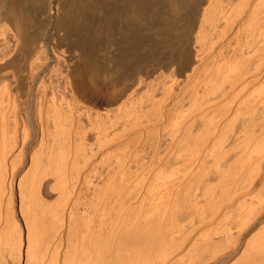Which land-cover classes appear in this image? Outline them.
<instances>
[{
    "label": "bare ground",
    "instance_id": "6f19581e",
    "mask_svg": "<svg viewBox=\"0 0 264 264\" xmlns=\"http://www.w3.org/2000/svg\"><path fill=\"white\" fill-rule=\"evenodd\" d=\"M87 1L0 0V264H264V0Z\"/></svg>",
    "mask_w": 264,
    "mask_h": 264
},
{
    "label": "rangeland",
    "instance_id": "374dc122",
    "mask_svg": "<svg viewBox=\"0 0 264 264\" xmlns=\"http://www.w3.org/2000/svg\"><path fill=\"white\" fill-rule=\"evenodd\" d=\"M26 1L29 2V3H32V0H26ZM78 1H79V0H78ZM107 1H108V0H107ZM107 1L105 0L106 5H108V4H109V5L106 7L105 2H103L102 0H101V1H100V0H91V1L88 0L86 3H87V5H89V6H88V9L91 7V8L89 9V12H91V14H92L91 16H92L93 18H95V17H99V16L102 17V16H103V13H105L106 16L110 14L109 16L106 17L107 19H111V17H112V19H113V18H117V21H118L120 18L118 17V14H117V13H118V8H119L118 6L121 5V2H120L121 0H120V1H119V0H111V1L109 0L108 2H107ZM118 1H119V2H118ZM135 1H136V0H135ZM139 1H140V0H139ZM139 1H138L137 3L135 2V3L137 4V7H138V8L136 7V11H137L138 13H139V12L142 13L143 10H142V11L140 10V6H141L143 3H144L145 5H147V4L149 5V3H151L152 0H141L142 3H141V1H140V2H139ZM144 1H145V2H146V1H149V2H148V3L146 2V3H147V4H146ZM172 1H173V0H172ZM172 1H171V2H172ZM177 1H178V0H175V1H173V3H170V5H171L172 7L174 6V8H173L174 10H176L177 8L175 9V7H178V5H179V4H178L179 1H178V2H177ZM101 2H102V3H101ZM103 3H104V4H103ZM117 3H118V4L120 3V4L118 5ZM54 4L56 5V2H54ZM90 4H91V5H90ZM102 4H103L104 6H103ZM172 4H173V5H172ZM117 5H118V6H117ZM138 5H139V6H138ZM93 6H94V7H93ZM115 6H116V7H115ZM74 7H75V5H74ZM172 7H171V9H172ZM102 8H103V9L105 8V9H106V12H107V11H110V12H108L109 14L106 13V12H102ZM116 8H117V10H115V12H114V10H112V9H116ZM141 8L143 9V6H141ZM105 9H104V11H105ZM109 9H110V10H109ZM138 9H139L140 11H139ZM111 10H112V11H111ZM176 11H177V10H176ZM176 11H173L172 14H175ZM101 12H102V13H101ZM177 12H178V11H177ZM177 12H176V13H177ZM114 13H116L117 16H116V14H114ZM141 13H140V14H141ZM113 14H114L115 16H114ZM113 16H114V17H113ZM108 17H109V18H108ZM123 18H124L125 21L123 22V20H122V18H121V22H122V23H121V22H118V23H121V27H122L123 25H126V26L123 27V28H125V27L128 26V21H126L125 17H123ZM113 20H115V19H113ZM115 21H116V20H115ZM119 21H120V20H119ZM125 23H126V24H125ZM122 24H123V25H122ZM147 27H148V26H147ZM145 29H146V27H145ZM124 31H125V32H124ZM124 31H123V32L126 33V30H124ZM140 32H141V31H140ZM141 33H142V32H141ZM143 33H144V32H143ZM143 33H142V34H143ZM175 33H176V30H174V32L172 31V34L175 35ZM178 33H181V32L177 31V33H176L175 36L179 35ZM127 34H130V33L127 32ZM127 34H126V38H125L126 40H125V39H124V40H125L126 43H127V41H128L129 43H127V44L125 43V44H126V45H129V44H131V43H130L131 40L129 39V37H128ZM144 34H145V33H144ZM144 34H143V35H144ZM136 35H137V34H136ZM136 54H137V55H140V54H138V53H136ZM137 57H138V56H137ZM150 59H151V58H150ZM150 59H148V60H150ZM141 62H142V60H141ZM143 62H144V60H143ZM144 63H146V62H144ZM150 64H151V63H150ZM151 65H152V64H151ZM128 70H129V69H126V68L121 70L122 73L120 72V74L123 76L122 79H123V78H126V77H127V78L129 77V74H130V73H129ZM128 73H129V74H128ZM123 74H124V75H123ZM121 75H120V76H121ZM115 76H116V75H115ZM127 78H126V79H127ZM123 80L125 81V79H123ZM130 81H131V80H130ZM115 86H116V84H115ZM122 86H123V85H122ZM122 86H119L118 88H117V87H114L116 90H115L114 88H113V90H110V88H108V89H106V90H105V89L102 90L101 92H99V91H100V88L98 89V87L96 86V87L93 88V92L95 91L94 93H96V92L98 91V94L101 93L100 95H101L102 97H104V99H106L107 101H109V102H115L116 99H117V91H118V89L122 88Z\"/></svg>",
    "mask_w": 264,
    "mask_h": 264
}]
</instances>
